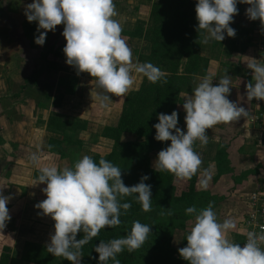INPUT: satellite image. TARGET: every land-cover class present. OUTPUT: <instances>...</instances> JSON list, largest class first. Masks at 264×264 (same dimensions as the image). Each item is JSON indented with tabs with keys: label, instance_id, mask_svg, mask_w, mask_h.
Returning a JSON list of instances; mask_svg holds the SVG:
<instances>
[{
	"label": "clouds",
	"instance_id": "clouds-1",
	"mask_svg": "<svg viewBox=\"0 0 264 264\" xmlns=\"http://www.w3.org/2000/svg\"><path fill=\"white\" fill-rule=\"evenodd\" d=\"M237 3L248 4L246 16L250 21L259 20L264 30V0H196L194 10L201 43L220 42L225 34L229 38L235 36L230 24L238 12ZM24 15L27 22L37 23L39 35L34 43L38 46H43L47 32L54 33L56 26L63 24L65 63L74 67L77 75L87 73L92 77L91 83L98 89L95 102L101 109L109 106L110 97L126 96L137 75L153 84L165 82V73L158 66L133 61L132 51L116 19L118 12L114 0H32L25 6ZM246 67L252 75L251 81L245 84L246 100L264 101V57L260 60L250 58ZM230 89L231 77L225 74L216 85L205 76L191 94L184 93L185 131L177 126L175 110L171 114H158V123L153 125L154 139L170 143L157 153L156 172L170 173L177 180H190L200 170V187H208L210 174L207 169L201 170L202 160L193 145L199 142L204 146L209 142L206 129L218 124H234L249 117L248 110L229 100ZM256 156L264 160V152L258 151ZM28 160L39 172L33 185L46 184L41 190L46 199L34 207L40 210L38 215L49 216L54 222L46 251L70 264H80L83 246L102 229L121 224L120 216L131 207L129 202L121 203L126 197L138 202L142 211L151 210V185L145 183L149 179L147 175L137 184L125 186L121 168L104 158L97 163L91 156L83 155L72 167L62 168L41 165L39 151L30 153ZM9 199L0 195V231L11 219L6 207ZM185 213L194 217L186 235V246L178 249L179 256L187 264H264V228L259 232L249 231L241 247L227 238V233L235 228L233 219L228 217L219 222L211 201L200 210L195 206L187 207ZM168 214H172L170 209ZM150 229L149 225L135 220L126 235L106 242L100 240L94 249L98 264H109V261L120 264L118 254L140 249ZM77 233H82V238L77 239Z\"/></svg>",
	"mask_w": 264,
	"mask_h": 264
},
{
	"label": "crops",
	"instance_id": "crops-1",
	"mask_svg": "<svg viewBox=\"0 0 264 264\" xmlns=\"http://www.w3.org/2000/svg\"><path fill=\"white\" fill-rule=\"evenodd\" d=\"M32 0H0V195L10 197L6 207L11 219L0 231V255L6 247L8 258L5 264H34L23 259L27 246H33L34 257H39L50 242L54 232V222L49 216L38 215L34 205L46 199L42 189L46 184L33 185L39 174L28 160L30 153L41 151L45 146H58L60 134L53 130V119L72 118L79 123L97 127L107 114L99 117L95 93L98 91L92 77L77 72L65 63L62 51L66 41L61 35L63 24L56 26L55 32H47L43 46L34 43L39 35L37 23H29L24 15L25 6ZM122 32L132 51L133 61L139 62L138 55L148 53L149 44L144 33L149 21L152 5L156 0H114ZM238 12L230 27L235 29L233 38L218 42L210 40L201 43L199 55L207 61L205 74L194 78L191 94L207 76L212 84L225 74L231 77L229 100L236 102L249 112L247 119L241 118L234 124H218L206 129L209 142L201 146L193 145L201 160V170L210 174L208 187L202 189L198 170L195 190L207 192L211 196L223 198L214 208L219 222L231 217L235 228L227 233V238L243 247L248 229L245 224L250 211L249 194L264 179V160L257 159L256 153L264 152L262 128L253 121L264 113V104L253 99L246 100L245 84L252 79L246 63L258 60L257 43L261 37L260 21H250L246 16L248 4L237 3ZM40 31H44L40 29ZM141 63V62H139ZM140 76H136L132 89H138ZM27 79H33L27 82ZM125 97V96H124ZM124 97H121L122 99ZM109 106L102 109L112 113L120 107L118 97H110ZM184 95L175 111L178 127L186 130L183 110ZM91 121L98 122L91 123ZM116 121L106 126H115ZM102 125V124H101ZM170 142H166L165 148ZM52 147V148H53ZM63 160V159H62ZM57 164V163H56ZM55 164V166H56ZM43 165V164H41ZM51 165V164H49ZM54 165V164H52ZM36 249V250H35ZM59 262L61 260L57 259Z\"/></svg>",
	"mask_w": 264,
	"mask_h": 264
},
{
	"label": "trees",
	"instance_id": "trees-1",
	"mask_svg": "<svg viewBox=\"0 0 264 264\" xmlns=\"http://www.w3.org/2000/svg\"><path fill=\"white\" fill-rule=\"evenodd\" d=\"M195 2L196 0H156L152 5L144 33V40L149 44L148 53L138 55L137 58L141 63L151 62L158 66L165 73V82L153 84L142 78L138 89L125 97L116 125L104 127L100 133L101 137L113 142L112 152L106 160L121 168V179L125 186H133L143 175H147L149 179L145 183L151 185V190L158 188L157 191L151 192L153 196L151 210L138 212L136 206L132 205L135 200L126 197L121 203L129 202L131 207L126 214L120 216L121 224L118 227L102 229L97 237L84 245L80 264H98V254L94 249L100 240L106 242L126 235L135 220L149 225L151 232L140 249L132 253L123 251L118 254L117 259L120 260V264H139L143 255L151 251L152 238L160 234L165 227L194 220L193 215L185 213L187 207L195 206L200 210L207 207L211 201L214 210L223 201V198L211 196L207 192L194 193L187 203L179 201L181 199L173 195L175 187L172 185L170 175L166 172L156 173L147 170L150 154H157L165 148L167 142H158L154 139L153 125L158 123V114H171L177 104H181L180 95L188 93L194 78L204 75L206 71L207 61L199 55L202 37L197 32ZM54 121L57 119H53L52 122ZM123 134L132 135L134 140L120 142ZM61 145L58 143L55 150ZM156 199L163 202L162 206L157 205ZM168 209L171 210V215L168 214ZM76 238H82V233H77ZM26 248L29 250L23 259L27 262L42 264L68 262L61 257H54L46 249H41L44 253L43 261H39L38 257H34L33 246ZM3 251L0 255V264H5L8 258L6 254L8 249L5 247ZM58 258L61 262L57 261ZM11 264L16 262L12 261Z\"/></svg>",
	"mask_w": 264,
	"mask_h": 264
},
{
	"label": "rangeland",
	"instance_id": "rangeland-1",
	"mask_svg": "<svg viewBox=\"0 0 264 264\" xmlns=\"http://www.w3.org/2000/svg\"><path fill=\"white\" fill-rule=\"evenodd\" d=\"M125 97L123 99H117V106L119 100L121 108H117V111L112 113L107 112L103 114L104 111L98 107L97 114L99 117H102L105 114H107V117L103 118L100 124H98L96 121H91V123H96L95 125L98 124L97 127H90L87 125V123H79L72 118L54 121L52 125L53 130L59 132L60 137L58 139L62 145L55 150L53 147L54 144L52 143L49 144L48 147L45 146V139H43L42 149L40 151L41 164L55 165L57 163L56 166L58 168L72 167L73 164L83 155L91 156L94 162L97 163L100 158L107 159V157L112 152L113 142L109 139L101 137L100 133L104 127H107V124H110L113 121L118 122ZM133 140L134 137L130 134H123L120 138V142H128ZM156 156L157 154L155 153L150 154V160L147 162L148 171L156 172L154 170V160ZM167 174L172 177V185L175 187L173 195L176 198H180L181 200L179 201L187 203L192 198L194 193L201 192L196 191L194 188L197 179L196 175H194L190 180H177L172 174ZM191 181H193L192 186ZM157 189L158 188L151 190V192H155ZM152 197L153 196L151 194V199ZM156 200L158 202L157 205L162 206L163 202H159V199ZM132 205L134 207L136 206L138 212L141 210V206L138 202L135 201L132 203ZM219 205L220 204L217 206ZM193 222L194 220H190L184 224L176 223L165 227V229L160 232V234L152 238L151 251L143 255V257L139 260V264H187V261L179 256L178 249L186 246V235L190 232ZM4 244L5 240L0 241V245ZM37 260L43 261L42 254L37 258ZM34 264L42 263L39 262ZM63 264H70V262L68 261L67 263Z\"/></svg>",
	"mask_w": 264,
	"mask_h": 264
},
{
	"label": "built area",
	"instance_id": "built-area-1",
	"mask_svg": "<svg viewBox=\"0 0 264 264\" xmlns=\"http://www.w3.org/2000/svg\"><path fill=\"white\" fill-rule=\"evenodd\" d=\"M261 37L257 43L258 60L264 57V30L260 26ZM259 104H264V101H258ZM253 121L258 122L262 128V139L264 141V113H260ZM250 211L246 215L245 224L247 226V233L249 231L259 232L264 228V179L256 186V188L249 194ZM247 233L245 234V242ZM244 242V243H245Z\"/></svg>",
	"mask_w": 264,
	"mask_h": 264
},
{
	"label": "water",
	"instance_id": "water-1",
	"mask_svg": "<svg viewBox=\"0 0 264 264\" xmlns=\"http://www.w3.org/2000/svg\"><path fill=\"white\" fill-rule=\"evenodd\" d=\"M263 143H264V141H263Z\"/></svg>",
	"mask_w": 264,
	"mask_h": 264
}]
</instances>
